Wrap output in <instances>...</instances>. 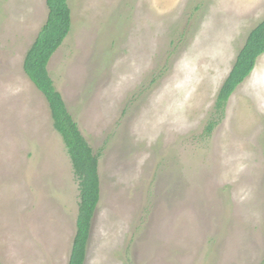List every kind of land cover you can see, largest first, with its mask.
Instances as JSON below:
<instances>
[{"label": "rangeland", "instance_id": "obj_1", "mask_svg": "<svg viewBox=\"0 0 264 264\" xmlns=\"http://www.w3.org/2000/svg\"><path fill=\"white\" fill-rule=\"evenodd\" d=\"M49 72L95 152L85 264H264V54L210 136L264 0H69ZM46 0H0V260L68 264L80 190L24 71Z\"/></svg>", "mask_w": 264, "mask_h": 264}, {"label": "trees", "instance_id": "obj_2", "mask_svg": "<svg viewBox=\"0 0 264 264\" xmlns=\"http://www.w3.org/2000/svg\"><path fill=\"white\" fill-rule=\"evenodd\" d=\"M48 17L24 60V71L48 101L53 126L60 133L79 183L80 201L76 233L68 264H85L93 219L101 198L100 152H95L69 111L62 93L49 72V62L65 41L72 26L69 0H47ZM264 54V20L249 33L229 75L223 82L215 103V113L205 127L210 136L222 121L227 103L236 88L254 70ZM0 264H3L0 261Z\"/></svg>", "mask_w": 264, "mask_h": 264}, {"label": "crops", "instance_id": "obj_3", "mask_svg": "<svg viewBox=\"0 0 264 264\" xmlns=\"http://www.w3.org/2000/svg\"><path fill=\"white\" fill-rule=\"evenodd\" d=\"M46 2H47V0H46ZM1 261V260H0Z\"/></svg>", "mask_w": 264, "mask_h": 264}]
</instances>
